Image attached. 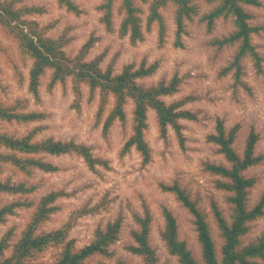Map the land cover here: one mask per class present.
I'll return each instance as SVG.
<instances>
[{
  "label": "rangeland",
  "instance_id": "obj_1",
  "mask_svg": "<svg viewBox=\"0 0 264 264\" xmlns=\"http://www.w3.org/2000/svg\"><path fill=\"white\" fill-rule=\"evenodd\" d=\"M5 1V0H1ZM8 1V0H7ZM81 11L69 12L61 7L58 0H18L14 7L24 9L35 7L39 13L23 16L26 21L36 24L43 35L55 40L62 38L65 44L63 52L70 59L81 56V48L90 37L93 45L83 56L84 62L103 55L100 68L111 66L118 74L127 64L138 66L141 62L158 64L152 76L138 80L143 86L155 85L159 81H168L176 76L180 79L177 92L163 98L166 104L183 102L181 110L189 111L193 119H182L181 134L183 144L172 129L166 136H160L153 110L146 112L144 140L150 150V161L143 164L139 153L134 149L123 152L124 143L131 134L132 102L125 105L126 121H115L106 133L102 130L103 121L111 109L109 97L105 110L97 116L99 94L90 98L86 85L77 84L67 77L63 82L49 86L51 70L46 69L40 77L38 98L28 92V71L31 59L23 55L15 39L9 37L0 27V103L15 105L20 113H39L42 118L35 122L7 123L0 121V133L16 137L34 133L35 141L48 138L60 141H73L90 148L92 155L106 162V166H96L90 170L85 162L75 154L52 156L40 154L37 157L57 166L53 173L35 171L24 176L12 168L0 169V181L26 182L37 185L34 193L27 199L37 202L50 191H61L55 205L58 210L42 226L50 231L59 228L71 220L69 239L81 248L93 239L97 227H104L117 217L122 219L118 240L111 246L114 258L107 264H142L127 250L134 244L131 232L137 229L134 216L143 217L148 212L151 217L149 244L154 249L157 264H179L176 258L166 250L162 239L164 220L162 209L169 210L177 223L179 240L186 243L194 259L202 263L196 234L191 216L179 205L175 198L161 190L160 184L178 183L207 214L211 226L212 238L220 258L221 239L209 213V202L214 200L226 217L229 216L227 193L216 189V177L205 171L206 163L226 164L217 147L209 143L206 137L214 133L216 121L220 120L226 131L237 128L233 148L241 155L245 140L250 132L258 136L254 146V155L261 157L258 165L247 169L244 175L254 178L255 184L248 191V207L251 208L264 190V0L259 5H243L250 16V24L256 27L251 35V43L262 59L261 72H256L249 58L241 62L242 74L236 82L233 73L219 76L220 70L233 58L236 46L218 49L211 44L233 31L230 18H219L211 32H207L206 23L200 18L209 12L216 2L208 0H189L195 6L197 14L190 20L184 19L185 34L182 35V48L174 43V11L171 3L159 9L165 24L164 43H158V26L153 24L145 29L147 5L136 1L144 14L143 40L131 44L127 37L120 38L116 32L108 33L99 22L101 14L96 10L101 0H69ZM119 0L113 7V25L117 29L121 15L117 13ZM116 31V30H115ZM25 197L18 195H0V206ZM33 208L17 209L13 216L0 224V238L9 230L13 231L12 246L29 221ZM264 229V217L249 223V231L241 238V245L256 240ZM11 247L6 251L9 255ZM58 249L50 248L38 256L33 264H52ZM257 264L264 261L256 260Z\"/></svg>",
  "mask_w": 264,
  "mask_h": 264
},
{
  "label": "trees",
  "instance_id": "obj_2",
  "mask_svg": "<svg viewBox=\"0 0 264 264\" xmlns=\"http://www.w3.org/2000/svg\"><path fill=\"white\" fill-rule=\"evenodd\" d=\"M18 0H0V27L6 30L9 37L15 39L18 48L23 55L31 59L28 71V92L38 98L40 77L46 69L51 70L49 86L63 82L71 77L77 84L87 86L90 98L98 92L99 104L97 116L100 117L105 110L109 97L112 98L111 109L107 113L102 130L104 133L115 121L125 122V105L132 102L131 134L124 143L123 152L134 149L142 158L143 164L150 161V150L144 140L146 129V112L150 109L155 113V120L160 136L165 137L170 128L177 136L180 145L183 144L181 134L182 119H193L189 111L181 110L183 102L166 104L163 98L173 96L180 84V79L171 77L167 82L159 81L155 85L143 86L138 80L150 77L156 71V62L145 65L141 62L125 65L118 74L113 73L111 66L105 70L100 68L102 57L98 56L91 61L84 62V55L91 48L95 39H90L81 48V56L70 59L62 48L65 41L62 38L55 40L43 35L35 23L23 19L24 15L39 13L40 9L31 7L17 9L14 7ZM136 1L147 5L145 16V29L148 31L153 24L158 26V43L163 44L165 38V24L159 14V9L171 3L174 11V43L177 48H182V35L185 34L184 19L190 20L197 14L195 6H190L189 0H119L117 13L121 15V21L117 29L113 25V7L116 0H101L96 10L101 14L99 22L108 33L116 32L120 38L127 37L131 44L143 40L141 15L144 14ZM217 4L209 12L205 13L200 21L206 23L207 32H211L214 23L219 18L232 20L233 31L220 40H213L212 45L218 49L236 46L232 60L223 67L219 76L223 77L233 73L236 82L242 74L241 62L249 58L256 72H261L262 59L251 43V35L256 32V27L250 24L251 16L244 11L243 5L258 6V0H208ZM61 7L67 11L79 14L81 11L69 0H58ZM116 30V31H115ZM39 113L22 114L15 105L7 106L0 103V121L7 123L35 122L42 118ZM237 128L225 130L220 120L216 121L215 131L206 139L217 147V152L222 155L226 164L206 163V172L216 177V189L227 193L226 202L229 205L230 214L226 217L216 201L209 202V213L218 230L221 239L220 258L212 238L211 226L207 221V214L200 208L197 201L192 199L189 193L178 183L170 185L160 184L162 191L171 194L175 200L191 216V222L195 230L197 244L199 246L201 261L197 262L187 248L186 243L179 240L177 223L172 213L166 208L162 209L164 228L162 239L167 252L174 256L179 264H257L256 260L264 261V229L256 240L247 245H241V238L249 231V223L264 217V190L258 201L248 207V191L254 184V178L244 175V172L261 161V157L254 155V146L258 136L250 132L245 140L241 155L233 148ZM34 133L16 137L6 133H0V169L4 166L12 168L15 172L26 177L35 171L41 173H53L57 166L37 157L40 154L60 156L75 154L80 157L90 170L96 166H106V162L95 158L90 148L76 144L73 141H60L51 138L35 141ZM37 185L26 182H12L10 179L0 181V195H18L25 197L0 206V224L7 217L13 216L17 209L33 208L29 221L20 233L17 241L10 246L13 231L9 229L0 238V264H33L34 260L50 248L58 249V253L52 264H107L114 258L111 246L118 240L122 219L117 217L104 227H97L93 233V239L89 244L78 248L75 241L69 239L72 228L71 220L59 228L50 231L42 230V226L50 219L58 207L56 200L63 196L61 191H50L33 202L26 198L34 193ZM137 229L131 232L134 241L127 250L140 257L142 264H157L154 249L149 244L151 217L145 212L143 217L134 216ZM11 247L9 255L6 251ZM119 264H127L119 262Z\"/></svg>",
  "mask_w": 264,
  "mask_h": 264
}]
</instances>
